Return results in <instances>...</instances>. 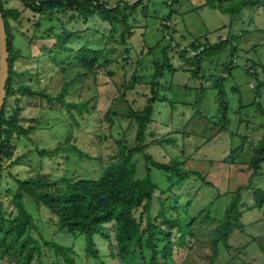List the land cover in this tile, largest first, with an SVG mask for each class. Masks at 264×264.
<instances>
[{"label": "rangeland", "instance_id": "obj_1", "mask_svg": "<svg viewBox=\"0 0 264 264\" xmlns=\"http://www.w3.org/2000/svg\"><path fill=\"white\" fill-rule=\"evenodd\" d=\"M109 6H114L119 1L134 4L138 0H100ZM143 4L137 8L132 24V67L130 70L135 76V84L131 89H126V80L123 67V48L119 46L120 27L111 29L106 24L97 20L72 22L64 19L72 32H80L85 45H95L98 48L113 50L111 63L102 68H97L93 74L82 70L76 64L65 67V74L60 73V68L51 63L46 57H41V40L31 41L33 35L45 37V30L51 26H58L57 22L39 20L40 28L34 32L32 15L24 11L21 0H2L5 8L17 9L22 12L20 22L11 21V26L17 31L16 42L19 47L29 45L24 49L26 55H37L39 59L34 61H18L17 71L26 70L28 77L20 78L17 83L25 82L32 90L43 91L48 96H56L64 82H71L67 90L66 103L77 104L89 102V113L84 112L78 116L73 109L77 124H73L64 108L57 103L49 105L40 98L22 99L21 117L26 120L36 119V131L29 139H22L17 143L14 155L5 161L4 170L0 174V200L7 201L15 190V182L12 175L22 174V168L27 166L36 168L43 175L60 185L59 178L64 177L70 181L79 178L97 179L100 175L101 164L82 159L81 161L73 153L58 154L52 158H40L38 155H28L20 160L16 167H8L15 158H20L28 150L52 149L58 145L73 146L75 149L88 154L91 158L100 157L103 164H108L110 157L116 151V142H132L134 129L128 121L114 118V125L110 129L108 124L102 121L107 109L113 108L115 112L126 114L130 110L141 109L148 95L149 82L155 72V63L161 60V49L166 46L162 36L169 41V34L163 30L162 18L169 12L170 0H142ZM172 4V3H171ZM145 6V15L140 14L141 7ZM173 17L171 18L172 38L178 47L171 45L167 52V59L176 69L174 73L166 72L163 80L159 81L164 88L161 94L167 99L166 103L156 104L157 124L152 128L154 138L160 143L148 148L145 153L154 161L167 163L174 158L185 162V168L198 174L192 176L185 187L178 191L180 205L186 206L188 216L194 218L192 222V237L185 248L173 251L172 261L167 264H264V209L251 208L253 201L249 192L244 194V212L241 219L242 231L233 230L229 236V249L219 248L218 256L210 260L212 251L210 240L219 222V217L228 201L220 194L230 192L237 186H247V180L251 171L247 165L251 157L250 143L254 145L261 136L252 126L258 125L260 119L251 109H237L238 98L243 105L254 101V83L243 72L249 62L259 63L264 67V6L254 12H246L235 25H229V19L220 15L207 5V0H176L171 6ZM130 21V20H129ZM131 23V21H130ZM254 29L262 31L251 34ZM246 32L248 35L246 36ZM86 33V35H85ZM237 36V48L240 49L239 57L234 61L230 77L223 81V87L227 94L230 110V125L228 131L237 134L230 137L229 133H218L220 123L217 120V101L215 92L209 91L200 108L195 106L200 80L190 78L191 68L180 62L178 52L187 49L188 45L200 37H204L209 44L218 40H231ZM233 41V40H232ZM235 44V42L233 43ZM75 49L78 46H73ZM246 50V53L242 52ZM229 54L225 49L219 55L210 58L203 57L200 62V75L203 85H212L219 75L224 78L226 73L221 72L222 63H230ZM192 56V54H190ZM141 63L136 65V61ZM233 62V61H232ZM260 72V69L258 70ZM35 73V75H34ZM260 79L264 82V74L260 72ZM207 84V85H206ZM188 88V89H187ZM236 88L238 93H233ZM123 96L122 98H120ZM120 98V99H119ZM257 103L264 107V92L260 91ZM241 124L238 125V121ZM27 122V121H26ZM24 122V125L28 123ZM247 122V123H246ZM247 128V129H246ZM246 138L244 142L241 139ZM151 140V139H150ZM173 141V142H170ZM238 150V152H234ZM138 165L139 173L143 174L144 162L141 156L134 159ZM151 175L155 182L164 186V179L159 173L152 170ZM254 188L264 191V164L261 175L252 181ZM208 183V185H206ZM220 195V196H219ZM219 197V198H218ZM216 200L208 216L206 206ZM26 208L33 217L34 225L43 241L71 248L74 252L73 264H99L87 259L84 254L83 242L73 239L64 232H59L56 227V219L47 211L38 208L34 203L24 198ZM6 203V202H5ZM108 232L113 236V226H107ZM34 237H37L34 235ZM98 250L105 264H117L116 260L108 255L106 242L100 238H94ZM41 258L49 263L52 253L42 247ZM59 264H66L61 257H57ZM3 264H8L4 262ZM13 264V263H9Z\"/></svg>", "mask_w": 264, "mask_h": 264}, {"label": "trees", "instance_id": "obj_2", "mask_svg": "<svg viewBox=\"0 0 264 264\" xmlns=\"http://www.w3.org/2000/svg\"><path fill=\"white\" fill-rule=\"evenodd\" d=\"M170 1L169 12L162 18L163 30L169 34V41L165 40V35L162 36L166 46L161 49V60L155 63V72L148 84L149 93L145 95L141 109L130 110L123 114L109 108L102 117V121L108 124L110 129L114 125V118L128 121L130 127L134 129L133 141L127 142L125 138L123 141H117L116 151L110 157L109 163L105 165L100 157L91 158L73 146L61 144L52 149L28 150L23 156L9 163L8 167H16L20 160L31 154L44 159L58 154L73 153L80 161L96 159L102 166L97 179L79 178L70 181L61 177L58 179L60 185L55 186L36 168L22 164V174L12 175L16 187L11 197L7 201L0 200V264L4 262L8 264H59L57 257H61L66 264H73L74 252L71 248L43 241L34 225L33 217L26 208L24 198L31 200L36 207L44 209L54 217L59 232H64L73 239L80 238L83 242L85 257L99 264L105 263L96 249L95 237H100L106 242L108 255L116 260L117 264H167L172 261L175 249H183L189 245L194 218L188 216L186 206L180 205L181 198L177 192L185 187L192 176L199 177L202 182L204 180L198 174L187 170L184 160L179 161L172 158L167 163H162L154 161L145 153L154 144H160L154 138L152 130L157 124L156 104L167 102L161 94L164 86L159 81L163 80L166 72L176 71L167 59V52L171 45L178 47L172 38V33L168 31L171 28L170 21L173 17L171 6L176 0ZM21 3L24 11H28L32 15V20L36 21L33 25L34 32L40 28L39 20L41 19L58 23L57 28L51 26L45 30V37L37 38L38 36L33 35L30 39L31 41L41 40L40 56L46 57L51 63L57 65L62 75L65 74V67L72 64L93 74L97 68L111 63L110 55L113 53V50H107L105 47L98 48L97 44L85 45L82 41L84 34L72 32L69 25L63 23L64 19L76 23L97 20L111 29L120 27L122 31L119 36V46L123 48L124 68L122 69L125 74L126 89L134 86L135 76L130 71L134 67L132 66L133 52L130 39L132 24L135 22V12L143 4L142 0L134 4L119 1L114 6H109L100 0H21ZM207 5L220 15L227 17L229 25L233 26L243 13L263 8L264 0H207ZM145 12L146 8L142 6L140 14L145 15ZM0 13L4 23L8 53V79L0 111L1 174L5 161L14 155L17 143L22 139H29L30 135L36 131V119L26 120L21 117L20 100L40 98L49 105L57 103L65 109L67 116L75 125L77 122L71 110L76 111L78 116H82L84 112L89 113V102L77 104L65 102L67 90L71 85L70 81L64 82L60 87V92L53 97L46 95L43 91L32 90L25 82L17 83L16 81L20 78L29 76L26 70L17 71V62H37L39 56L25 54L24 49H27L29 42L22 48L16 42L17 30L11 26V21L20 22L22 12L5 8L0 0ZM259 32L261 34L262 31L254 29L251 34ZM245 35L247 36L248 33L246 32ZM231 38L233 39L218 40L214 44H209L204 37L193 39L187 49L179 51L178 55L180 62L191 68L190 78L200 80L195 106L200 108L207 93L215 92L218 106L217 120L220 123L218 133H229L230 137H237L236 133L228 131L230 105L223 87L224 79L230 77V71L234 69V66L232 67L234 61L241 59L239 57L241 50L236 46L237 40L240 39L237 36ZM73 46H78V48L75 49ZM225 49L229 52L226 57L230 58V63H222L219 70L226 73L225 77L222 78L219 75L212 85L204 86L200 75L202 58L219 55ZM242 52L246 53V50ZM135 63L139 65L141 59ZM259 69L264 74V67L259 63L251 61L243 67L245 75L253 80L255 96L254 101L248 105H243L241 99L238 98L236 110H253L252 112L260 119V123L254 128L252 126V130L257 129L261 136L254 145L249 144L251 157L247 170L251 171V174L247 180V186H237L230 192L220 194L227 198L228 203L219 214L218 225L210 240L211 261L218 256L220 247L225 250L229 249L228 239L233 230L239 232L243 230L241 219L245 209L242 204L245 202V193L249 192L253 201L250 209H264V191L252 185V181L261 175V168L264 164V107L257 103L260 91L264 92V82L260 79ZM232 91L238 93L236 88ZM24 122L28 125H24ZM241 123L239 120L238 125ZM245 139L244 137L241 141L244 142ZM136 156H141L144 162L142 175L134 160ZM152 170L163 177L164 186L155 182L151 175ZM215 202L216 200L206 206V216L209 215ZM107 226H113V236L108 232ZM42 247L47 248L54 257L49 263L41 258Z\"/></svg>", "mask_w": 264, "mask_h": 264}, {"label": "water", "instance_id": "obj_3", "mask_svg": "<svg viewBox=\"0 0 264 264\" xmlns=\"http://www.w3.org/2000/svg\"><path fill=\"white\" fill-rule=\"evenodd\" d=\"M8 53L4 23L0 13V111L5 98V84L8 79Z\"/></svg>", "mask_w": 264, "mask_h": 264}]
</instances>
